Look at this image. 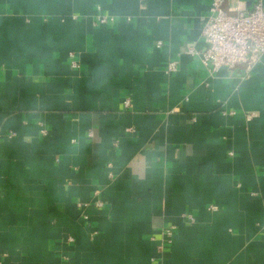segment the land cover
<instances>
[{
  "label": "crops",
  "instance_id": "1",
  "mask_svg": "<svg viewBox=\"0 0 264 264\" xmlns=\"http://www.w3.org/2000/svg\"><path fill=\"white\" fill-rule=\"evenodd\" d=\"M210 4L0 0V264H264V57L210 74Z\"/></svg>",
  "mask_w": 264,
  "mask_h": 264
},
{
  "label": "built area",
  "instance_id": "2",
  "mask_svg": "<svg viewBox=\"0 0 264 264\" xmlns=\"http://www.w3.org/2000/svg\"><path fill=\"white\" fill-rule=\"evenodd\" d=\"M224 0H211L209 14L202 18V36L205 47L202 50L189 49L190 54L197 55L203 66L210 74L217 73L220 69L232 68L237 63L247 62L250 70L257 62L264 57V3L260 2L252 10H247L241 5H236L234 13L225 11L222 8ZM112 18L100 13L97 21L101 25L108 24ZM161 45L160 43L158 44ZM73 67H79V63L71 56ZM178 61L172 60L168 64L167 72H176ZM125 107L130 108V100L124 102ZM254 113L247 114L251 119ZM44 134L45 130L42 131ZM16 133L8 134L9 138H14ZM92 135V132H89ZM99 195V190L95 191ZM101 199H96L92 203H80L79 206L86 209L90 206L101 208ZM210 210H217V206L211 205ZM191 222L195 219L190 214H185ZM175 231V226L165 229L168 237ZM72 241V238H69ZM170 240V239H169Z\"/></svg>",
  "mask_w": 264,
  "mask_h": 264
}]
</instances>
